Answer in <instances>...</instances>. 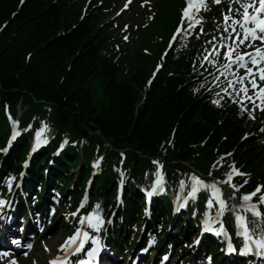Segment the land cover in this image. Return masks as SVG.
<instances>
[{
	"label": "trees",
	"instance_id": "1",
	"mask_svg": "<svg viewBox=\"0 0 264 264\" xmlns=\"http://www.w3.org/2000/svg\"><path fill=\"white\" fill-rule=\"evenodd\" d=\"M181 4L157 0L151 6L153 22L140 31L139 44L130 52L133 44L111 36L101 9L92 7L81 18V0H0V136L6 133V114L14 117L20 105L23 126L33 117L50 119L55 130L51 151L65 140L82 149V158L78 149L64 150L45 178L40 174L49 151L40 154L46 158L43 167L34 162L28 177L44 185L48 181L47 197L56 179L64 184L70 180L60 174L65 164L80 165L78 183L83 187L91 164L103 153L91 199L114 206L118 172L113 166L120 164L119 152L125 154L119 170L128 177L119 210L125 229L142 202L135 186L154 159L164 162L176 183L191 169L212 171L219 178L237 169L242 176L234 182L241 192L260 187L264 193V129L258 131L242 111L205 94V81L191 66L196 40L184 53L169 50L149 83ZM105 9H110L109 1ZM215 17L220 20L218 12ZM26 143L25 136L17 141L0 177L19 169ZM77 189L70 192L74 200ZM36 191L34 187L33 195ZM162 204L168 201L156 203L155 222L162 218Z\"/></svg>",
	"mask_w": 264,
	"mask_h": 264
},
{
	"label": "snow or ice",
	"instance_id": "2",
	"mask_svg": "<svg viewBox=\"0 0 264 264\" xmlns=\"http://www.w3.org/2000/svg\"><path fill=\"white\" fill-rule=\"evenodd\" d=\"M216 3H220L221 0H215ZM259 4L257 7L256 4ZM243 8L242 12V20L243 24L241 27L244 28V38L239 40L240 44H244L245 40L248 39L249 36L253 40H260L264 42V0H250L249 3H243L241 5ZM249 9H253L254 11L252 13L249 12ZM204 10L208 11V5H207V0H186V7L182 10V20H181V25L178 26L176 33L173 36V41L170 42V47L171 44L177 39L179 34L181 32L187 33L189 29L195 28L197 24L202 23V20H197L195 19V14L198 13L199 11ZM225 22L231 19L230 16H225L224 17ZM185 23H187V27H184ZM233 23H239V21H233ZM251 23L254 24L255 27H247V25ZM258 33L260 35H258ZM227 51L223 53L227 63L222 65L221 67L223 68H230L232 64L239 63L242 67H246V64L244 62L245 56H249L251 58V61L253 65H258L260 61H264V50L262 48H256V56H252L251 53H239L236 52L235 47L233 45H227ZM259 57V59H257ZM204 59L209 60L208 56H205ZM258 73L260 76L261 80H264V67H259L258 68ZM246 75L252 76V80L250 83L252 84L253 88H257L258 85L255 82V74L252 71V68H248ZM241 84H243V78H240ZM229 86H231V81L229 82ZM243 92L247 93L248 89L247 87H243L241 89ZM259 91L262 94V99H264V88H259ZM251 99V97H249ZM218 103V101H216ZM41 131L37 132V142L39 143V139L41 137ZM19 135L18 132L14 131L11 140H15L16 136ZM10 140V143H11ZM64 143H67V141H64ZM237 175H240L241 173L238 172V170H235ZM14 177L9 178L8 180V186L9 189H11L12 186V181L14 180ZM193 181V186H192V194L193 196L195 193L199 190V186H203L205 188H210L213 191V195L217 198L220 208L217 212V216H222L224 209H225V202L223 199L220 198L219 196V189L217 188L216 184H211V185H205L203 180H200L197 176L193 175L191 177ZM231 180V175L229 174V181ZM227 182V181H226ZM247 183V181H245ZM232 187H236L235 185H232ZM261 189L260 187H257L256 190L250 194H245L242 199L244 201H250L252 197L256 196L258 192H260ZM151 195V193H149ZM260 202L264 203V195H261L259 197ZM211 201L208 202L209 206H211ZM7 204V201L5 200H0V207L4 206ZM84 206L83 201L81 202L80 207L82 208ZM99 208L100 205L97 204L93 210V212L87 214L86 216H83L80 218V223L83 225L87 223L88 227L95 231H99L102 226H103V217L99 214ZM249 210L253 212L254 215L260 216L261 213L257 210V207L255 204H251L249 206ZM72 216H75L76 213H72ZM207 215V213H206ZM218 222V221H217ZM236 224L238 228V235H243L245 244L244 248L242 249V253L250 248L249 241H251L252 244H254L258 249H264V236H262L260 239H253L251 233L249 232L246 222L243 217L237 215L236 216ZM243 227V232L239 231V229ZM204 230L205 231H214L216 235H221L224 231L223 224H220V230L217 231L216 229H213L210 227V220L206 219L204 221ZM89 232L83 231L81 228H77L75 233L68 237L63 245H61V250L62 251H71L72 253H80L81 251L84 250V245L85 242L89 239ZM93 244L95 247H93L91 250L87 252V257L88 259H81L78 261V264H90L91 258L96 255V253L99 251V246H100V241L98 238L95 236L91 237ZM13 244L20 245L19 240H13ZM27 247H31V245H27ZM232 246L229 244V249L231 250ZM46 251L49 250L45 249ZM4 255H7V253H4ZM26 255V253H25ZM15 264V262H13ZM49 264H67V258H61V257H56L54 260L49 261Z\"/></svg>",
	"mask_w": 264,
	"mask_h": 264
},
{
	"label": "rangeland",
	"instance_id": "3",
	"mask_svg": "<svg viewBox=\"0 0 264 264\" xmlns=\"http://www.w3.org/2000/svg\"><path fill=\"white\" fill-rule=\"evenodd\" d=\"M85 3H88L83 0ZM89 1H100V0H89ZM144 0H120L115 6V12L111 15L112 20H116L117 22L125 21L129 25L137 24L141 19V9L140 2ZM37 137L34 138L33 144L36 146ZM72 174V171L70 172ZM59 217H51L44 220L43 226L46 227L41 236H38L42 231L40 226L36 227V232L31 238V246L33 251L28 254L27 257L24 255H20L21 260H16L15 264H46L47 260L51 258L52 253L56 250L57 247L60 246V241L62 239V231L63 225ZM249 232L251 233L253 239H257L258 232L253 228V226H249ZM188 241V240H187ZM47 249L49 250H45ZM173 260L170 261L172 264L175 262L174 260L178 257L177 254L173 256ZM151 259V258H149ZM178 259V258H177ZM13 263V262H12ZM149 263V262H146ZM178 264V263H177Z\"/></svg>",
	"mask_w": 264,
	"mask_h": 264
},
{
	"label": "bare ground",
	"instance_id": "4",
	"mask_svg": "<svg viewBox=\"0 0 264 264\" xmlns=\"http://www.w3.org/2000/svg\"><path fill=\"white\" fill-rule=\"evenodd\" d=\"M74 174H76V177L75 178H77V175L79 176V173H74ZM90 174V173H89ZM94 178V177H93ZM85 184H89L88 182H92L93 180H91V181H89V179H88V177L87 178H85ZM5 226H7V223H5L4 224ZM14 229V228H13ZM14 231H15V229H14ZM9 243L10 242H8L7 240H5V241H2L1 243H0V245H7V246H9ZM100 257H103V259L102 258H100ZM93 258H98V261L97 260H95L96 262H95V264H101V260H105V261H110L111 260V263L112 264H116V261L115 260H113V259H111V258H109L108 257V254L106 255L103 251L102 252H100L99 251V255H98V252L96 253V255L93 257ZM140 261H141V259L139 260V262L137 263V264H141L140 263Z\"/></svg>",
	"mask_w": 264,
	"mask_h": 264
}]
</instances>
